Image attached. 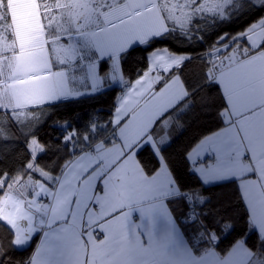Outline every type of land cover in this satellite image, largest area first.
<instances>
[{
  "label": "snow or ice",
  "instance_id": "6c2138e0",
  "mask_svg": "<svg viewBox=\"0 0 264 264\" xmlns=\"http://www.w3.org/2000/svg\"><path fill=\"white\" fill-rule=\"evenodd\" d=\"M254 11L264 12V0H0V144L19 134L26 151L18 169L0 170V227L7 232L0 264H11L10 250L30 248L35 234L41 242L24 264H264V15L242 32L217 36L202 85L182 79L191 57L168 47L151 52L148 70L134 83L120 70L139 46L191 43L201 24L219 26ZM77 74L91 91L111 79L126 92L107 125L93 120L84 132L63 126L65 148L83 142L86 150L54 176L41 163L47 145L37 130L53 102L83 94ZM204 85L220 94L223 128L188 159L202 185H236L247 233L226 254L214 248L195 254L165 203L184 201L186 222L218 239L205 221L207 198L180 186L165 155L169 129ZM108 129L111 139L97 141ZM144 151L157 162L152 172L139 159ZM41 196L50 203L38 202ZM216 223L233 230L230 220ZM249 233L258 250L247 246Z\"/></svg>",
  "mask_w": 264,
  "mask_h": 264
},
{
  "label": "trees",
  "instance_id": "16d2710c",
  "mask_svg": "<svg viewBox=\"0 0 264 264\" xmlns=\"http://www.w3.org/2000/svg\"><path fill=\"white\" fill-rule=\"evenodd\" d=\"M264 12L254 11L243 16H233L231 21L224 22L219 26L200 25L201 33L191 43H181L178 39L156 41L150 46H139L131 51L120 62V70L125 81L131 83L148 70V55L154 49L168 47L175 52L187 53L191 60L186 63L182 70V79L190 85L203 84V74L208 66V53L213 48L219 34L227 32L235 35L244 31L247 26L257 19ZM243 43V42H242ZM104 72L108 71L105 65ZM79 74L76 76L75 86L83 94L70 99L53 102L40 117L37 135L39 140L47 145L46 154L41 163L51 171L54 176L60 175L63 164L74 158V153L79 154L86 150L83 142L75 146L65 148L61 141L63 126L67 124L72 128L84 132L90 122L95 120L101 126L107 125L112 120L118 98L121 94V87L113 84L109 79H105L97 87V91H91V87L84 86ZM221 106L220 94L215 88L201 86L195 95L193 105L189 111L182 114L179 125H173L169 129L171 140L166 146L165 155L168 159L170 169L184 189H197L206 198L203 205L204 212L208 215L206 223L214 230L218 237L215 250L220 254H226L235 243L247 233L246 218L243 207L237 197V189L234 183L228 182L211 187H204L199 178L191 171L188 161V153L206 136H209L223 128V124L218 115ZM111 129L97 134V141L110 140ZM26 155L23 138L17 134V139L10 145L0 144V170L14 171L18 169L24 161ZM147 171L152 172L157 167V162L150 151H144L139 157ZM181 231L191 243L195 251H200L205 247H211L212 243L207 236L201 235V228L198 224L186 222L188 214L187 204L179 200L174 205L170 202ZM227 219L233 224V230L225 233L217 225L218 220ZM7 232L4 227H0V239H6ZM38 241V236L33 238L30 248L22 251L11 252V264H24L32 255ZM246 244L250 248L259 249L260 241L255 234H248Z\"/></svg>",
  "mask_w": 264,
  "mask_h": 264
},
{
  "label": "crops",
  "instance_id": "0c3cea01",
  "mask_svg": "<svg viewBox=\"0 0 264 264\" xmlns=\"http://www.w3.org/2000/svg\"><path fill=\"white\" fill-rule=\"evenodd\" d=\"M150 54H151V53H150ZM150 54L148 55V64H149V66H150ZM149 66H148V68H149ZM153 75H155V73H153ZM164 75H167V73H165ZM141 76H143V75H141ZM141 76H140V77H141ZM138 78H139V77H138ZM138 78H137V79H138ZM137 79H136V80H137ZM109 80H110L111 83H113V84H117L118 86H120V87H121V90H122V91H121V94H120V96H119V98H118V101H117V105H116V107H117L118 104H119V102H120V98H121L122 96L125 95V92H126V86H125L124 84L118 83V82H116V81H112L111 79H109ZM136 80H134V81L131 82V83H134ZM100 83H101V82H97V87L100 86ZM82 84H83V82H82ZM84 86H86V87L90 86V87H91V84H90V82H89L87 85L84 84ZM159 87H160V85L157 84V85H156V88H159ZM64 100H66V99H64ZM59 101H62V100H59ZM56 102H57V101H56ZM115 109H116V108H115ZM114 114H115V110H114L113 116H114ZM112 119H113V117H112ZM190 152H191V151H190ZM187 158H188V156H187ZM73 159H74V158H73ZM206 159H207V153H206V152H201V153L199 154L198 164H199L200 166H203V164H202L201 162L204 161V160H206ZM188 161H189V159H188ZM189 164H190V166H191L190 161H189ZM191 167H192V166H191ZM193 173H194V172H193ZM194 174L199 178L198 174H196V173H194ZM199 180H200V178H199ZM200 181H201V180H200ZM228 182H229V181L213 182V183H210V184H206V185H204V187H211V186H213V185H218V184H223V183H228ZM38 202L48 204V203H50V197H49V198H45V197L41 196ZM170 202H173V204L176 205V204L179 203V200H172V199H170V200L165 201V203L168 205L169 210H170V211L172 212V214H173V217H174V219H175V221H176V224H177L178 231H179V233L181 234L182 238H183L184 241L188 244V246L191 247V248L193 249L191 243L188 241V239L185 237V235L183 234V232L181 231V229H180V227H179V223H178V221H177V219H176V217H175L173 211H172L171 208H170ZM133 219H134V220H137V222H138V214H137V213H133ZM35 236H38V241H37V244H36V247H37V246L40 244V242H41V237H40L39 234H35L34 237H35ZM210 242L212 243V241H210ZM36 247H35V248H36ZM210 248H214V249H215V246H214L213 243H212V246H211V247H205L204 249H202V250H200V251H198V252L195 251L194 249H193V250H194V253H195V254H202L205 250L210 249Z\"/></svg>",
  "mask_w": 264,
  "mask_h": 264
},
{
  "label": "water",
  "instance_id": "95a60500",
  "mask_svg": "<svg viewBox=\"0 0 264 264\" xmlns=\"http://www.w3.org/2000/svg\"><path fill=\"white\" fill-rule=\"evenodd\" d=\"M218 243V240L216 239L215 241H214V246H216V244Z\"/></svg>",
  "mask_w": 264,
  "mask_h": 264
},
{
  "label": "built area",
  "instance_id": "2783aa9c",
  "mask_svg": "<svg viewBox=\"0 0 264 264\" xmlns=\"http://www.w3.org/2000/svg\"><path fill=\"white\" fill-rule=\"evenodd\" d=\"M212 243H214V241H212Z\"/></svg>",
  "mask_w": 264,
  "mask_h": 264
}]
</instances>
